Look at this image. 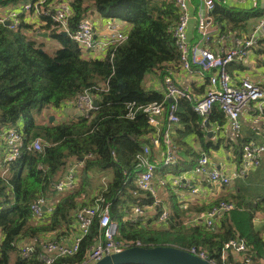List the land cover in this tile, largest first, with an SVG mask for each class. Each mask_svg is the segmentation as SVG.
Segmentation results:
<instances>
[{"label": "trees", "instance_id": "16d2710c", "mask_svg": "<svg viewBox=\"0 0 264 264\" xmlns=\"http://www.w3.org/2000/svg\"><path fill=\"white\" fill-rule=\"evenodd\" d=\"M25 1L0 0V7H17ZM66 1L71 8V33L80 20L91 17L93 9L110 10L113 17L128 21L130 29L127 38L114 44L106 55L92 58L83 55L82 48L69 33L50 30L53 20L48 16H41L42 28L60 44L54 53L48 52L45 43L35 39V27L21 14V22L15 28L0 21V149L7 151L5 132L11 127L18 128L19 121L26 119L24 126L18 128L23 137L21 155L11 162H3L4 158H0L5 171L0 172V264H45L41 258L44 245L58 241L45 233L59 229L66 230L64 235L76 227L77 213L82 207L105 204L109 205L111 216L118 223L115 239L125 242L127 247L175 245L204 252L215 264H240L246 258L251 264H258V259H264V239L253 219L257 210L264 211L260 201L247 206L239 196L224 195L208 205L196 206L194 214L208 211L220 201L235 204L234 209L209 228L202 223L188 222V212L181 207L172 190H169L168 201L161 197L155 202L154 195L137 184V155L145 144H150V135L158 130L149 124L141 109L133 118L129 117L128 105L134 102L138 107L164 101V94L145 87V76L159 71L164 79L170 75V65L181 64L173 36L179 17L175 1ZM215 2L212 16L223 32L245 31L249 20L258 19L264 10L261 2L248 9L230 6L224 0ZM253 49L258 63L264 66V35ZM85 92L97 101V107L88 114L59 123L38 120L45 109L59 108ZM256 114L264 117V108ZM178 115L180 120L176 124L187 126L201 139L207 134L203 131L206 122L223 124L227 119L216 103L204 122L205 118L193 110L192 102L187 99L178 100ZM235 135L234 149L238 164H241L243 147L249 139L239 132ZM159 137L163 143L162 135ZM36 138L43 139L42 150L31 147ZM211 145L213 142L208 143L206 149ZM201 154L187 147L185 157L177 154L170 164L156 163L152 157L156 165L154 180L166 177L168 171L180 175L183 170L192 169ZM72 167L77 176L74 187L57 192L56 183ZM106 171L112 172L111 180L90 196L97 176ZM169 184L172 183L167 182L164 187ZM56 194L60 195L59 199L52 201L50 198ZM41 196L51 203L52 210H45L41 218H36L31 206ZM135 206L141 207L143 215L134 216ZM164 210L168 211L165 222L160 227L152 224ZM99 232V217L95 216L81 240L79 251L58 257L52 264L80 261L98 240ZM238 239L245 242L247 250L242 252L241 260L231 262L235 249L227 245ZM32 241L34 251L24 256L22 243Z\"/></svg>", "mask_w": 264, "mask_h": 264}, {"label": "built area", "instance_id": "2783aa9c", "mask_svg": "<svg viewBox=\"0 0 264 264\" xmlns=\"http://www.w3.org/2000/svg\"><path fill=\"white\" fill-rule=\"evenodd\" d=\"M179 10V17L176 26L173 29V36L176 45L180 51V61L183 68L190 70L193 65L202 67L205 73L208 87L202 96H195L189 88H184L178 85L171 75L164 78L165 99L160 102H153L147 105L135 106V103H129L128 116L133 118L136 112L141 109L148 117V122L153 127L159 125V116L168 114L169 123H177L180 120L178 115V100L187 99L192 102L193 110L204 117L211 112L214 104L218 103L224 110V113L231 125L234 133L241 129L240 117L243 110L253 106V103L258 104L255 111H262L264 108V83H257L251 79L244 77L239 82L235 83L228 70V65L240 58L245 57L247 53L258 44L259 38L264 35V10L260 21L252 35H244L236 37V45L225 52L223 55H215L208 47H198L191 45L187 32V27L191 19L190 0H174ZM206 6L207 13H198L197 15V31L205 42L211 40V30L215 24L212 12L215 10V0H201ZM245 1V0H240ZM26 13H34L38 16H48L53 20L50 30L63 31L69 33L71 37L78 43L83 50V55L90 57L92 51L101 50L106 55L108 49L114 44L121 43L127 38L126 32L114 31L110 38L97 41L95 38L96 29L91 17H86L80 20L75 30L71 33L69 29V19L71 17V8L66 0H29L22 6ZM20 13L16 10H11L7 14L0 15V21L10 20L9 25L12 28L17 27L21 18ZM114 30V26H110ZM35 33H44L41 27H35ZM104 56V55H103ZM77 105L81 114H88L95 109L94 99L85 92L79 96ZM168 101V104L166 103ZM258 116V115H257ZM261 116H258L259 120ZM170 128V127H169ZM163 134V143L159 134H154L150 138V144H145L142 151L137 155L138 179L137 184L140 188L150 191L155 202L159 200L158 191L154 182L155 162H153V146H166L164 155V163H172L177 158V151L172 145L169 138L168 130ZM5 144L7 151L3 157V162H11L21 155L23 148V137L20 129L11 127L5 132ZM31 147L35 150H42L43 139L36 138ZM243 164L240 167L239 176L246 173L247 166H260L264 156V143L255 140L248 141L243 147ZM0 169H3L0 164ZM196 172L207 174L213 182L229 185L231 178L222 172L220 169L209 166V157L202 153L198 159ZM76 170L72 167L64 178L58 181L55 185L57 192L62 193L67 189H72L77 181L75 175ZM167 182H172L176 185H182L183 181L180 177L171 179L161 178L159 183L165 186ZM196 191V189H194ZM235 208V204L231 201H220L219 204L212 207L208 211H204L197 215L194 223H202L207 227H212L216 220H219L226 212ZM31 209L36 218H41L45 210H52L51 203L41 196L31 206ZM134 216L143 215V210L140 206H135ZM168 211L164 210L158 220L165 221ZM95 216L99 217L100 232L98 240L87 251L86 255L77 262L66 264H93L105 255L120 251L127 247L123 241L115 239L118 232V223L111 216L110 207L108 204L103 206H84L77 213L78 233L74 237L73 243L65 246L58 241H50L44 245V254L41 256L45 264H52L58 257L69 256L79 251L81 240L88 233ZM139 244V243H138ZM227 247L234 248L236 251L245 252L247 246L242 239L231 241ZM34 251L33 241L22 243V252L24 256H29ZM192 253L206 258L204 252L197 251L195 248L190 250ZM212 264L215 261L208 259ZM240 264H251L249 258L243 259Z\"/></svg>", "mask_w": 264, "mask_h": 264}, {"label": "crops", "instance_id": "0c3cea01", "mask_svg": "<svg viewBox=\"0 0 264 264\" xmlns=\"http://www.w3.org/2000/svg\"><path fill=\"white\" fill-rule=\"evenodd\" d=\"M27 1L29 0H26L25 2ZM215 1L220 3L223 0ZM224 1L230 6L235 5L244 9L252 8L259 2H261L262 5L263 2L262 0ZM25 2L19 4L17 7H0V15L7 14L11 10H16L22 15L26 22L32 24L34 27H41L42 31L45 32V30L42 28L43 20L40 16L34 13H26L23 11L22 6ZM199 12L203 14L207 13L204 3L201 0H190L191 19L187 27L190 44L196 45L199 48L208 47V49H210L215 55H221L233 48L236 45V37L254 34L261 18H251L245 31L229 30L228 32H223L218 26H216V24H214L211 30V40L209 42H205V40L202 39L201 35L197 31V15ZM91 18L95 25V38L97 41L110 38L114 31H123L128 33L130 29V23L128 21L122 20L118 17H113L110 14V10L108 9L105 11L93 9ZM110 26H114V30L111 29ZM37 38L38 37L36 34L35 39ZM103 55L105 54H103L101 50H96L91 52L90 57L102 58ZM169 68L170 75L173 77L174 81L184 88H189L195 96L200 97L207 90L208 83L205 79V73L201 66L193 65L190 70L183 68L181 64L180 66L174 65V67L170 65ZM228 70L235 83L239 82L244 77L250 78L252 81L257 83H264V66L258 63L257 55L253 48L247 53L245 57L240 58L239 61L230 63L228 65ZM144 84L147 89L156 90L165 95L164 79L159 71H152L146 74ZM77 102L78 99L65 102L59 108H47L38 116V120H40L42 123H45L50 121L51 116L54 117V123L72 120L81 114L78 109ZM257 106L258 104H253L251 108L247 107L243 110L240 117L241 129L239 133H241V136L248 138L249 141L255 140L257 142L264 143V117L261 116L259 120L257 119L258 116L255 111ZM158 120L159 125L157 130L159 133L157 132V134L163 136L166 130L170 127L168 130L169 138L173 147L177 151V154L185 157L187 147H190L197 155H200V152L205 153L209 157L210 168L216 167L231 178L229 185L213 182L210 180L207 174L196 172L198 160L197 164L192 169L183 170L180 172V175H175L173 172L168 171L166 177H164L166 179L180 177L183 181L182 185H176L171 182L172 184H169V186L167 185L168 187L166 188L159 184L160 178L158 179L156 177L154 182L158 191V197H163L168 201L169 190H172L176 194L181 207L186 210V212H188V218L192 216V218L190 217L191 219L187 218L188 222L194 223L195 217L200 214H194L197 213L195 208L196 206L208 205L211 201L223 197L224 195H229L232 198H238L237 196H239L241 202L246 203V205H254L256 202L260 201L261 208L264 207V156L260 166L255 167L248 165L246 167L247 170L245 175L239 176L240 167L242 165L245 166V163L243 164L242 161L241 164H238L239 162L237 160V155L233 144V141H236V133L233 132L228 119H226L223 124H221L220 121H215L214 124H209L208 127H205L203 131L207 134H205L206 136H204L203 139H201V137L195 131L188 129L187 126H184L180 123H169L167 114L159 116ZM210 130L213 131L211 136L208 134V131ZM152 136L153 135L151 134L150 137ZM210 142H213V145L206 149V146ZM183 144L186 146H183ZM166 149V146H153V158L156 163L164 162L163 159ZM3 150V148L0 149V158L4 157ZM111 175L112 172L110 171H106L104 174L98 175L96 178L97 183L95 182L89 191L90 196H94L102 185H104L106 182L108 183L111 180ZM247 188L253 189L255 195L250 196V190ZM194 189H196V191H194ZM59 197L60 195L56 194L50 199L52 201H57ZM84 202H86V200H84ZM186 217L184 219H186ZM164 222L165 221L157 220L152 224L160 227ZM253 223L255 228L261 231L264 239V211H256ZM65 232L66 230L60 231L57 229L45 234H47V237L57 239L63 245L68 246L73 243L74 237L78 233V227L76 225L73 230H70L63 235ZM1 240L2 233L0 232V241ZM232 254L233 261L230 260L231 262H238L242 259V252L232 250ZM258 264H264V259H258Z\"/></svg>", "mask_w": 264, "mask_h": 264}, {"label": "water", "instance_id": "95a60500", "mask_svg": "<svg viewBox=\"0 0 264 264\" xmlns=\"http://www.w3.org/2000/svg\"><path fill=\"white\" fill-rule=\"evenodd\" d=\"M261 7L264 9V0ZM9 26L10 20L4 21ZM64 34H67L64 32ZM48 33L37 34V37H48ZM97 107V101L94 100ZM50 122H54V117H50ZM209 123L206 122V127ZM209 135L213 131H208ZM93 264H212L208 259L200 257L191 251L177 247L175 245L143 246L133 245L120 251L105 255Z\"/></svg>", "mask_w": 264, "mask_h": 264}, {"label": "rangeland", "instance_id": "374dc122", "mask_svg": "<svg viewBox=\"0 0 264 264\" xmlns=\"http://www.w3.org/2000/svg\"><path fill=\"white\" fill-rule=\"evenodd\" d=\"M37 40L38 41H41V42H45V49L48 51V52H50V53H54V52H56V50L59 48V44H58V42L57 41H55L54 39H52L50 36H48V37H38L37 38ZM148 74V73H147ZM46 120V119H45ZM44 120V121H45ZM25 122H26V119H21V121H19V123H18V128H21V127H23L24 126V124H25ZM3 152H4V155H5V153H6V149L5 150H3ZM0 172H5L4 170H2V169H0ZM96 183H97V181H95ZM248 190H250L249 192V194H250V196H254L255 194V192H254V190L253 189H250V188H247Z\"/></svg>", "mask_w": 264, "mask_h": 264}]
</instances>
